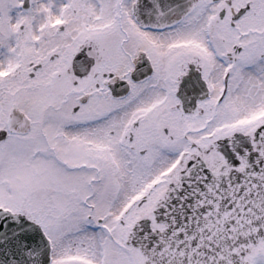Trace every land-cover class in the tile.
<instances>
[{
    "label": "flooded vegetation",
    "instance_id": "af4514ba",
    "mask_svg": "<svg viewBox=\"0 0 264 264\" xmlns=\"http://www.w3.org/2000/svg\"><path fill=\"white\" fill-rule=\"evenodd\" d=\"M74 1L69 0L72 14L76 13ZM114 1L80 0V16L68 20L62 30H51L38 21L37 43L29 35L24 37V41L29 38V49L23 42L18 45L20 71L6 79V85L0 82L6 113L38 108L37 124L46 141L55 144L54 156L69 160L68 169L73 173L87 175L88 194H77L82 191L78 186L46 187L36 192L40 214L36 220L46 233L47 219L59 228L54 235L47 233L54 264H133L124 242L138 216H134L135 201L124 217L119 216L122 205L97 215L100 197L116 192L128 176L143 171L170 143L183 140L197 146L189 134L198 135L213 119L219 120L214 94L220 87L223 62L232 68L236 63L244 64L252 70L253 81L264 80V0H199L186 24L192 30L190 46L179 43L187 38H178L170 31L155 34L141 30L123 7L126 0H119V16L113 19ZM43 2L39 0V12L43 11ZM58 2L54 1L56 5ZM208 17L213 18L210 44L205 42L202 25ZM12 31L9 27L4 31L5 64L10 62V50L18 44ZM143 60L149 62L150 76L135 81L131 74ZM194 71L205 81L207 92L188 115L177 95L178 84ZM121 83L128 90L120 95L113 90ZM250 91L251 86L247 89ZM29 98L36 100L34 106H28ZM5 129L8 161L19 155L16 147L26 143L28 131L23 132V138L10 122ZM211 132L207 131L209 135ZM48 172L53 174L54 170ZM147 181L145 178L134 186L131 196ZM99 187L101 191H97ZM65 242L70 246L69 253L61 250Z\"/></svg>",
    "mask_w": 264,
    "mask_h": 264
},
{
    "label": "water",
    "instance_id": "95a60500",
    "mask_svg": "<svg viewBox=\"0 0 264 264\" xmlns=\"http://www.w3.org/2000/svg\"><path fill=\"white\" fill-rule=\"evenodd\" d=\"M193 3L169 0L170 8L178 9L174 16ZM139 9L143 22L141 18L157 13L158 3L142 2ZM158 21L156 17L149 23ZM257 139L259 147L252 150L249 144L240 145L245 141L235 135L234 141L223 145L225 160L215 170L192 165L171 186L156 211L164 230L140 227L133 235L145 264H247L246 255L264 241V124ZM5 219L11 218L0 212V224H6ZM9 227L0 225V230ZM40 253L37 257L45 263V253Z\"/></svg>",
    "mask_w": 264,
    "mask_h": 264
},
{
    "label": "rangeland",
    "instance_id": "374dc122",
    "mask_svg": "<svg viewBox=\"0 0 264 264\" xmlns=\"http://www.w3.org/2000/svg\"><path fill=\"white\" fill-rule=\"evenodd\" d=\"M38 0H32V4L34 3V6H36L35 2H37ZM61 0H59V5ZM17 2V0H0V11L5 13V8H6V14L3 17L2 22L0 23V61L3 60V62L5 63V55H6V47H4V45L6 46V37L4 35V31L6 29V15L9 16V18L11 19V14H9V6L11 5L12 8L15 6V3ZM52 2L50 0H44L43 2V6H51ZM10 6V7H11ZM74 7L76 9V13L72 14V10L69 12L68 14V19H76L78 16H80V12L82 10L83 7V3L80 2V0H75L74 1ZM36 8V7H35ZM34 8V9H35ZM8 10V12H7ZM32 15L33 14H28L25 17H21L20 19H25L26 21V25L25 28L22 32V37H21V41L20 43L23 42L24 46L29 49V45H28V40L29 38H27V41H24V37H28L29 35L33 36V33L30 34V30L32 25ZM56 16H54L51 19H46V22H49L50 20L54 19ZM19 18L15 19V20H9L8 25L10 27V32L12 30V25L14 23V21H17ZM19 19V20H20ZM18 20V21H19ZM12 34V33H11ZM179 35H182L183 37H186L188 40H192L193 38L190 36H185L187 35V31L186 30H181L178 32ZM179 38V37H178ZM179 40H184V39H179ZM178 40V41H179ZM4 47V48H3ZM174 62V61H172ZM3 63V64H4ZM4 67V66H2ZM222 68V66H220ZM237 67H241V65H237ZM3 69V68H2ZM221 71V70H220ZM251 74V72L249 73ZM244 75H245V71L241 70L239 72V75L236 77V80L234 82V86L236 87V94L233 96H230V98L228 99V102L225 101L224 102V107H225V122L226 123H231L233 121V119L238 118L239 116H245L246 114H248L249 112H251L252 110L257 111L258 109H260L262 106H264V96L263 95H251V96H246V95H242V88L244 87ZM259 75V74H258ZM233 85V83H232ZM34 96V93H31ZM29 104L28 106H34L35 104V99H28ZM258 105V107H257ZM6 102H2L0 101V108H1V113H0V117L2 118V121H0V127L3 126L5 124V118H6ZM36 108H32V110H34ZM57 124H59V121L56 120ZM218 122H216L214 119L211 121L209 128H216ZM46 126H49V124H46ZM34 129L32 130V132H36L35 127L32 126ZM39 126L36 127V129H38ZM194 133V132H193ZM192 134V133H191ZM197 136V138H196ZM199 135L194 134V137L196 138L195 140H199ZM32 142V141H31ZM31 142H27L25 144V146L27 147ZM51 147L54 148L55 150V144L51 142ZM187 147V144L185 141L180 140L178 142L172 143L170 146L167 147L166 152L164 153V155L159 158V159H155L151 165H148L143 171H137L135 172L133 175H130L127 177L125 183L126 184H120V188L116 191V192H108V193H104L101 197H100V201H101V205L96 208V214L97 215H103L104 212H108L109 209L111 207L114 206H118V205H123L126 200L132 195V193L130 192L132 190V188L134 186H136L140 181L144 180L145 178H147L150 174H152L151 172H155L156 168L159 166V164L161 165L163 161H165L166 159H169L170 157L172 158L173 155L181 148H185ZM2 148L4 149V151L6 152V144L4 145V147H0V151L2 150ZM37 149L38 151V156L37 157H33L32 156V152H34V150ZM48 151L50 155H46L45 151ZM3 155V154H2ZM22 154L19 152V155L16 156V158H11L9 164L11 165L14 160H20L21 158H19ZM25 158L22 159V161L20 162V164L16 165L13 168V171L8 172L7 171V166H6V162L5 163H1L0 164V203L4 204V205H13L15 202V210L20 211V210H26L24 211L27 215L29 214L31 217L36 218L40 215L38 213L37 210V200L35 198L34 195L32 194H28L31 193L32 190L36 187H39V185H43L46 184V187H50V186H56V187H69V188H73V187H79L82 191H76V193H87V191H91V189L88 187H86L85 185V177L87 175H79L76 173H73V170H69L68 166L70 165V161L67 160L66 158H54L53 156V151L49 149L48 146H45L44 148L40 147V146H28L26 148V151L24 153ZM23 156V157H24ZM54 160V173H53V177L55 178L54 181H50L51 178H49L47 175L42 174V177L40 179H37V175L38 173L36 171H34L33 169H37V167L42 166V163H46L48 161H53ZM31 170V171H30ZM29 171V172H28ZM95 176V174H91V177ZM17 177H19L20 179H18ZM22 177V178H21ZM90 177V178H91ZM10 179L12 185H14L16 192L20 193V195L16 196L14 195L15 192L12 194L11 193V189L6 187V180ZM82 180V182L78 181V180ZM50 181V182H49ZM20 183V185H18ZM8 184V183H7ZM16 184V187H15ZM17 185L20 187H17ZM15 191V190H13ZM97 191H101V188H97ZM25 193H27V195H24ZM22 195H24V197H21ZM16 197V199L14 198ZM16 200V201H15ZM118 206V207H120ZM117 209V208H116ZM115 210V209H114ZM50 220H45V228L47 229L48 232H50L51 234H56L57 231L59 230L58 227H53L50 223ZM66 240V239H65ZM58 249H59V243H58ZM61 250L64 253H67L70 250V246L67 242L63 243L61 246ZM69 253V252H68Z\"/></svg>",
    "mask_w": 264,
    "mask_h": 264
}]
</instances>
